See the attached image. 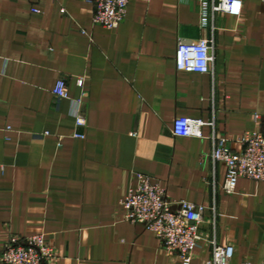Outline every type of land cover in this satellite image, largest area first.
<instances>
[{
  "label": "crops",
  "instance_id": "obj_1",
  "mask_svg": "<svg viewBox=\"0 0 264 264\" xmlns=\"http://www.w3.org/2000/svg\"><path fill=\"white\" fill-rule=\"evenodd\" d=\"M241 1L239 16L203 26L197 0H130L106 29L85 0H0V250L10 233H42L51 264H181L122 220L120 200L145 174L203 207L200 233L232 245V264H264V182L227 193L212 159L218 139L238 151L245 132L264 133V3ZM203 38L211 71L177 70L178 42ZM177 117L202 120V136H174ZM210 258L203 240L190 264Z\"/></svg>",
  "mask_w": 264,
  "mask_h": 264
},
{
  "label": "built area",
  "instance_id": "obj_2",
  "mask_svg": "<svg viewBox=\"0 0 264 264\" xmlns=\"http://www.w3.org/2000/svg\"><path fill=\"white\" fill-rule=\"evenodd\" d=\"M94 8L92 22L106 29H115L123 21L130 0H85ZM200 6L201 23L208 24L210 15L225 12L239 16L242 11L241 0H197ZM264 3V0H262ZM35 13L37 9L32 10ZM63 13L64 10L61 9ZM212 41L203 38L197 41L180 40L175 52V64L179 71L205 74L211 71ZM82 85V82H79ZM53 94L56 98L68 95L65 79L56 81ZM257 118V116H255ZM79 113L75 115V125L85 126ZM200 119L177 117L172 132L177 137H201ZM73 137L83 138L75 132ZM240 150L233 151L224 139H218L212 152L214 162L224 164L226 172L223 189L232 193L237 181L246 178L264 182V133L247 131L239 139ZM137 185L130 189L120 200L124 214L122 220L141 224L153 232L165 250L175 253L181 264H190L195 249L205 241L211 249L207 264H232L235 249L232 245H219L199 231L204 221L203 207L185 200L173 201L167 197L165 188L145 174H138ZM56 250L48 245L42 233L23 236L10 233L2 242L0 263L2 264H51L56 258ZM239 264L254 263L244 259Z\"/></svg>",
  "mask_w": 264,
  "mask_h": 264
}]
</instances>
